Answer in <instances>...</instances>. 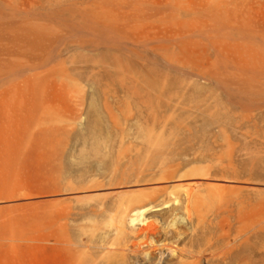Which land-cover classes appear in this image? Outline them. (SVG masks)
<instances>
[{"label":"rangeland","instance_id":"1","mask_svg":"<svg viewBox=\"0 0 264 264\" xmlns=\"http://www.w3.org/2000/svg\"><path fill=\"white\" fill-rule=\"evenodd\" d=\"M129 201L159 264H264V0H0V264H128Z\"/></svg>","mask_w":264,"mask_h":264},{"label":"bare ground","instance_id":"2","mask_svg":"<svg viewBox=\"0 0 264 264\" xmlns=\"http://www.w3.org/2000/svg\"><path fill=\"white\" fill-rule=\"evenodd\" d=\"M53 29V28H52ZM42 31V30H41ZM32 44V43H31ZM15 46V45H14ZM22 61V60H21ZM225 83V82H224ZM227 84V83H225ZM21 105V104H20ZM19 105V106H20ZM181 176V175H180ZM179 176V177H180ZM203 178V177H202ZM205 178V177H204ZM96 179V178H94ZM209 179V178H208ZM160 180V178H159ZM162 181V180H161ZM225 181V180H224ZM70 183V182H69ZM161 183V182H160ZM164 182H162L163 184ZM70 185V184H69ZM195 186V182H191L189 183L187 186L191 187ZM101 185H96L94 186L95 189L100 187ZM181 186V185H179ZM177 186V188L179 187ZM183 187V186H181ZM180 187V188H181ZM67 188V187H66ZM187 188V187H186ZM105 192V191H103ZM21 194H23V192H21ZM192 193L189 194V197H191V200L193 201V195H191ZM24 195V194H23ZM201 195V194H200ZM20 196V194H19ZM202 196V195H201ZM188 197V198H189ZM203 197V196H202ZM190 199V198H189ZM112 200V199H111ZM83 201V200H82ZM131 202V201H129ZM185 202V203H184ZM191 202V201H190ZM122 204V203H121ZM135 204V205H133ZM188 200L185 199L183 201V204L180 207H175V210H179L181 207H185V210H187L188 212V216L190 217V213L191 210L189 207ZM66 205V204H65ZM139 207H138V206ZM138 207V208H137ZM60 208V207H59ZM131 209V210H129ZM159 208H152V205L150 207L149 204L145 205L142 204L141 201H133L131 203H128L127 205H125V207H123L122 211L120 212V216L117 222V225L115 226V233H116V240L118 241V243L121 246V250H122V257H123V261L125 263L128 262V264H131V261H129V258H135L137 260H140L141 262H143L144 264H159L161 262L160 259H158L156 257V255L153 254V252H150L152 249L150 248V251L147 250V245L150 244L152 245L154 248H160L163 244L158 243L156 239H154V236H158L159 231L156 228L157 225L154 226L153 220L152 223H150L151 220H148L147 224L144 220L143 223H141L142 220V216L144 215L145 212L149 213V214H153V212H155L156 210H158ZM182 211V210H181ZM178 214V213H177ZM115 216V214L113 215ZM178 217V216H177ZM110 220H112V216L109 217ZM116 218V217H115ZM145 218V217H144ZM182 218V217H181ZM191 219V218H188ZM170 220V219H169ZM168 220V221H169ZM174 220V219H173ZM184 220L183 218L181 219V221ZM91 221V220H90ZM138 221H141L140 223L142 225L146 224V226L139 228L138 232L134 231V234L131 235L128 231H127V226L128 224H132L133 223H137ZM191 221V220H190ZM65 222V219H64ZM113 222V220H112ZM167 222V221H166ZM175 221H173L174 223ZM183 222V221H182ZM171 223L173 226L174 224ZM192 223V221H191ZM75 224V223H74ZM112 225H114V223H112ZM135 226V225H134ZM133 226V227H134ZM171 226V225H170ZM169 226V227H170ZM171 226V227H173ZM135 228V227H134ZM215 227H213L214 229ZM175 229V228H174ZM178 230V229H177ZM164 231V230H163ZM224 232V230H223ZM175 234V236L177 237V239L181 242H183V247L180 248L179 250L182 251L183 253L186 254H192L195 256V264H199L200 262V258L202 256V251L201 250H195L197 247H199L200 243H201V238L198 235H187L186 233L183 234L181 231H176L173 232ZM172 233V234H173ZM225 233H227L225 231ZM169 234L168 232H166V235ZM107 235V234H106ZM105 235V236H106ZM161 235V234H160ZM100 237V236H99ZM166 237V236H165ZM150 239V240H148ZM70 243L73 242V245L77 248L74 252L69 253V256L65 257L63 259V261L65 262V264H84V257L82 255V252L80 251L85 245L84 243H75L76 241L73 240L71 237L67 239ZM80 240V239H79ZM14 241V240H12ZM24 241V240H23ZM42 241L45 245V249H47L48 245L50 243H52V248H59V243H60V238H59V233L58 230H55L54 232H50L49 230H46V232L44 233V236L42 238ZM82 241V239H81ZM167 242V241H166ZM180 244V243H179ZM189 244V245H188ZM167 245V243L165 244ZM177 245V244H176ZM175 245V246H176ZM151 246V247H152ZM174 246V247H175ZM89 247V246H88ZM95 247V246H94ZM97 248V246H96ZM98 248H102L101 246H99ZM163 248V246H162ZM169 248V247H167ZM178 248V247H177ZM67 249V248H66ZM172 249V248H171ZM156 250V249H155ZM169 250V249H168ZM174 250V249H173ZM109 251V250H107ZM106 251V252H107ZM86 254L87 251L85 250ZM175 252V251H174ZM176 253V252H175ZM85 254V255H86ZM117 255V254H116ZM161 255V254H160ZM180 258V257H179ZM66 259V260H65ZM251 260V259H250ZM69 261V263L67 262ZM254 261V260H253ZM248 263V261H245ZM255 263V262H254ZM167 264V261H166Z\"/></svg>","mask_w":264,"mask_h":264}]
</instances>
